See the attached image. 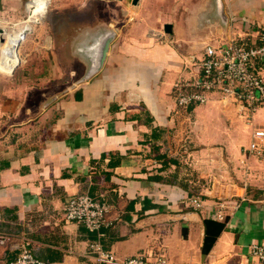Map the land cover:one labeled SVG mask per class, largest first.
Masks as SVG:
<instances>
[{
	"label": "crops",
	"instance_id": "1",
	"mask_svg": "<svg viewBox=\"0 0 264 264\" xmlns=\"http://www.w3.org/2000/svg\"><path fill=\"white\" fill-rule=\"evenodd\" d=\"M50 5L40 26L26 21L20 29L27 0H0V233L9 236L0 264L21 245L45 264H94L97 240L118 260L144 252L164 254L169 264H264L251 255L252 245H264V143L246 151L264 128V104L250 122L235 97L214 93L179 109L173 93L193 78L206 46L254 44L264 31V0ZM65 9L78 20L70 23ZM109 32L105 59L87 79L89 61L69 78L54 64L65 42L67 55L84 58ZM17 36L12 68L4 47ZM77 194L109 205L100 237L64 220ZM205 220L226 225L207 253Z\"/></svg>",
	"mask_w": 264,
	"mask_h": 264
},
{
	"label": "built area",
	"instance_id": "2",
	"mask_svg": "<svg viewBox=\"0 0 264 264\" xmlns=\"http://www.w3.org/2000/svg\"><path fill=\"white\" fill-rule=\"evenodd\" d=\"M263 64L264 31L254 44L232 39L218 46L208 45L204 48V56L195 65L193 78L175 83L173 93L176 106L187 109L192 105L205 104L209 95L218 91L225 98H237L251 122L256 110L264 104ZM263 143L264 128L254 130L249 151L260 152ZM109 212V205L105 201L88 194H77L64 205L63 218L100 237L102 229L110 225ZM8 241L9 236L0 233V245ZM18 250V254L6 264H45L33 255L27 245L19 246ZM90 255L94 264H169L164 254L146 253L118 260L98 240L91 244ZM251 255L264 263V245H252Z\"/></svg>",
	"mask_w": 264,
	"mask_h": 264
},
{
	"label": "rangeland",
	"instance_id": "3",
	"mask_svg": "<svg viewBox=\"0 0 264 264\" xmlns=\"http://www.w3.org/2000/svg\"><path fill=\"white\" fill-rule=\"evenodd\" d=\"M29 0H27V2H28ZM51 5H50V0H49V5H48V7H47V11L44 13V14H42V16H39V18H37L35 21H31V22H28V24L32 27V28H37L38 26H40L41 25V23H42V21L44 20V18L51 12V7H50ZM66 13H68L70 16H68L69 18H68V21L71 23V21L72 22H75V20L77 19L78 20V17L76 18V17H72V15H71V13L74 11L73 9H65L64 10ZM96 13H97V16H102V10L101 9H96ZM31 15V11L27 8L26 9V12H25V14L23 15V18H22V24L21 25H19V27L18 28H22L23 26H24V24L26 23V21H28L29 20V16ZM82 15V14H81ZM49 16V15H48ZM47 16V17H48ZM51 16V15H50ZM33 17V16H32ZM80 17V16H79ZM33 19H35V18H31V20H33ZM53 19V18H52ZM81 21H86L87 20V18H86V16H81ZM65 20V19H64ZM63 20V21H64ZM25 21V22H24ZM66 21V20H65ZM65 23V22H64ZM66 23H67V21H66ZM54 28L56 27L55 25H52ZM87 26V25H86ZM95 27H97V28H99V27H102V25H96ZM57 28H58V30L59 29H62V31L64 32V31H66L68 28H70V25H63V24H57ZM48 30L49 29H51L50 28V26H49V28H47ZM10 33V32H9ZM62 42V41H61ZM12 44V42L10 41L9 42V45L8 46H10ZM63 44H64V42H63ZM60 45V44H59ZM59 45L57 46V47H59ZM66 45V46H65ZM7 46V47H8ZM70 49L71 48H68L67 47V42H65V44L63 45V47L61 46L60 48H58V53H59V57L58 58H54V60H55V65H56V67L58 68V70L60 71V72H63V74L65 75V77H67V78H69L70 76H69V72L73 69V67L75 68V67H77V68H81V64H82V62L84 63V64H87L88 62V56L87 57H84V58H75V59H72L71 58V56L70 55H67V53H69L70 52ZM4 50H5V52L4 53H7V54H11V56H13L12 55V53H16L17 52V50L16 51H10V50H8V49H6V48H4ZM75 79H76V77L74 78V81H75ZM68 85H70V84H68ZM219 92L217 91L216 92V96H218V97H221V95H219L218 94ZM209 98H210V95H209ZM257 111V110H256ZM246 113V112H245ZM255 115V114H254ZM246 151L248 152L249 151V146L246 148ZM256 171H260V169H257ZM246 172H248V170H247V168H244V170H243V173L244 174H246ZM262 196H264V193L262 194ZM31 252L33 253V255L35 256V253H34V251L31 249ZM140 254H146V253H140ZM139 254H137V255H135V256H138ZM36 257V256H35Z\"/></svg>",
	"mask_w": 264,
	"mask_h": 264
},
{
	"label": "water",
	"instance_id": "4",
	"mask_svg": "<svg viewBox=\"0 0 264 264\" xmlns=\"http://www.w3.org/2000/svg\"><path fill=\"white\" fill-rule=\"evenodd\" d=\"M116 1H121V0H116ZM139 0H132V5L138 4ZM163 31L165 33H171V25L166 24L163 26ZM111 32L103 34L100 36V38L92 44V51L91 55H88V61L91 63L90 67V72L86 74V76L82 79L85 80L87 79L91 73L96 72L102 65L107 50L109 48V44L111 42Z\"/></svg>",
	"mask_w": 264,
	"mask_h": 264
},
{
	"label": "bare ground",
	"instance_id": "5",
	"mask_svg": "<svg viewBox=\"0 0 264 264\" xmlns=\"http://www.w3.org/2000/svg\"><path fill=\"white\" fill-rule=\"evenodd\" d=\"M46 6H47L46 0H31L28 3L27 7L28 9L31 10L32 14L29 16V20L27 22L35 21L37 17L39 18V16L45 13L47 10ZM31 18H35V19L31 20ZM17 37L18 38L14 37V39L11 41L12 44L9 46V48L7 47L9 45V42L6 44V47L4 48L10 51H16L19 43L22 41V37H19V36ZM4 61L5 63H7L9 67H12V68L18 64L17 59L15 57H12L11 54H7V53H4Z\"/></svg>",
	"mask_w": 264,
	"mask_h": 264
},
{
	"label": "trees",
	"instance_id": "6",
	"mask_svg": "<svg viewBox=\"0 0 264 264\" xmlns=\"http://www.w3.org/2000/svg\"><path fill=\"white\" fill-rule=\"evenodd\" d=\"M262 66H264V64ZM191 107H193V105L190 106L189 108ZM203 224L205 228V237H204L202 251L203 253H207L211 249L213 244L215 243L220 233L223 230H225L226 225L224 222H216V221H210V220H205Z\"/></svg>",
	"mask_w": 264,
	"mask_h": 264
}]
</instances>
